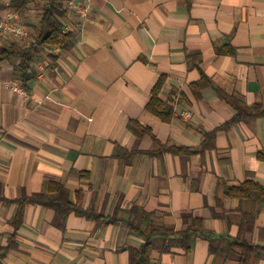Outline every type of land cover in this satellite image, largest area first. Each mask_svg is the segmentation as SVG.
Wrapping results in <instances>:
<instances>
[{
    "label": "crops",
    "instance_id": "1",
    "mask_svg": "<svg viewBox=\"0 0 264 264\" xmlns=\"http://www.w3.org/2000/svg\"><path fill=\"white\" fill-rule=\"evenodd\" d=\"M13 3L21 5L0 0V18L16 14L26 39L33 37L43 2L20 10ZM65 4L70 48L43 51L26 84L19 58L0 61V264H130L122 246H139L143 238L130 230L127 213L96 224L71 211L61 226L52 208L29 203L14 226L22 193L46 191L50 180L66 187L70 201L79 193L83 209L103 216L140 206L175 230L203 219L211 243L195 236L185 251L174 237H156L150 264H239L237 246L225 259L210 246L220 249L236 237L264 245V203L252 228L242 229L240 209L250 201L223 190L251 179L264 185L257 156L264 151V118L220 128L236 108L217 88L264 107V0ZM26 39L5 34L0 46ZM201 72L217 88L206 86L197 96L192 85ZM159 77V97L174 105L169 122L146 107ZM132 120L150 132L136 134ZM213 130L212 140L204 139ZM170 146L193 150L174 153ZM252 264H264V256Z\"/></svg>",
    "mask_w": 264,
    "mask_h": 264
},
{
    "label": "trees",
    "instance_id": "2",
    "mask_svg": "<svg viewBox=\"0 0 264 264\" xmlns=\"http://www.w3.org/2000/svg\"><path fill=\"white\" fill-rule=\"evenodd\" d=\"M20 2L21 5L14 3L11 5L14 10L25 8L28 2H43L39 28L33 37L25 41H13L8 46H0V61L19 58L20 61L16 69L20 73L19 76L22 83L26 84L35 77L36 73L32 67V63L35 62V59L43 53V51L55 46L68 49L72 46L73 41L71 35L63 30L64 26L61 21L68 13L65 4L66 0H20ZM226 51L230 54L234 53L232 49H227ZM163 79V77H159L154 84L146 107L162 121L169 122L174 116V105L169 101H163L159 97ZM209 85L214 86L211 79L201 72V78L192 85V88L195 94L199 96L200 90ZM217 91L221 98L225 99L236 108L234 116L229 121L220 125V128H227L230 124L238 121H246L259 117L264 118V107L261 104L255 103L248 105L242 99L228 95L220 88H217ZM129 127L136 134L150 132L148 127L134 120L129 122ZM215 131L216 130L206 132L204 134V139L208 141L212 140ZM165 149L174 153H189L193 150L186 146H170ZM149 153L153 152L150 151ZM257 156L259 159L264 160V151L258 152ZM223 190L226 195H234L238 196L243 201H250L248 209H240L241 220L239 222L242 229L250 230L264 203V185L251 179L237 186H225ZM79 197L80 194L78 193V200L73 203L70 201L66 187L57 180H50L46 191L32 193L30 195L22 193L17 200L18 208L13 218V224L15 227H18L22 220L24 206L29 203L41 204L52 208L61 217V226H63V221L71 211L93 219L96 224H105L122 220L127 213V223L130 230L143 238V242L139 246L128 244L122 246V249L129 250L130 264H150L153 239L156 237H174L178 241L180 247L185 251L190 249L191 240L195 236L207 238L211 243V238L204 228L203 219L200 217H193L185 229L175 230L172 226L155 223V212L145 211L140 206H132L128 210L117 208L114 215L103 216L92 210L83 209L79 205ZM262 231H264V229ZM235 246L240 249L239 264H252L264 256V245L249 244L238 237L233 239L225 238L220 249L210 246V250L219 252L223 259H225L228 257L232 247ZM163 250H169V245L165 244ZM3 254L4 251H1L0 256Z\"/></svg>",
    "mask_w": 264,
    "mask_h": 264
},
{
    "label": "built area",
    "instance_id": "3",
    "mask_svg": "<svg viewBox=\"0 0 264 264\" xmlns=\"http://www.w3.org/2000/svg\"><path fill=\"white\" fill-rule=\"evenodd\" d=\"M70 2V5H72V2ZM18 17L16 14H12L9 16H5L3 18H0V36L5 34H12L16 37H22L23 39L27 38V34L23 27L18 25L16 22H14L15 19ZM19 87L15 86V89H18ZM184 116H188L187 113H183Z\"/></svg>",
    "mask_w": 264,
    "mask_h": 264
}]
</instances>
